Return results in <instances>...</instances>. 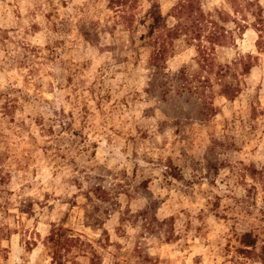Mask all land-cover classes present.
Returning <instances> with one entry per match:
<instances>
[{
  "label": "rangeland",
  "instance_id": "rangeland-1",
  "mask_svg": "<svg viewBox=\"0 0 264 264\" xmlns=\"http://www.w3.org/2000/svg\"><path fill=\"white\" fill-rule=\"evenodd\" d=\"M177 1L0 0V264H264V0Z\"/></svg>",
  "mask_w": 264,
  "mask_h": 264
},
{
  "label": "trees",
  "instance_id": "trees-1",
  "mask_svg": "<svg viewBox=\"0 0 264 264\" xmlns=\"http://www.w3.org/2000/svg\"><path fill=\"white\" fill-rule=\"evenodd\" d=\"M109 8L116 12L117 17L127 24L133 26L135 23V10L138 6V0H108ZM172 17H174L176 23L169 30L167 42H159L157 39L154 41L155 49L151 57V65L153 66V72L158 74V69L161 68V62L164 61L168 54L169 46H172L173 42L181 37L187 38L191 43L197 41L198 47L202 48L200 51L201 57L205 63H210L212 60L208 49L202 46V41L207 39L209 43L214 42V35L219 30L225 34L224 27H220L217 21H209L206 19V14L203 10L200 0H178L172 8ZM218 12V11H216ZM156 14L155 5L150 9L146 15L148 18H153ZM211 26L212 29H209ZM159 43V46L157 44ZM204 49V51H203ZM247 68V67H246ZM249 70V69H248ZM226 76H223L221 80H224ZM233 84H224L225 94L233 95L237 93V88L233 87ZM191 87L189 90H192ZM195 90H198L194 87ZM185 90H182L183 93ZM199 93V92H194ZM202 94V93H201Z\"/></svg>",
  "mask_w": 264,
  "mask_h": 264
}]
</instances>
